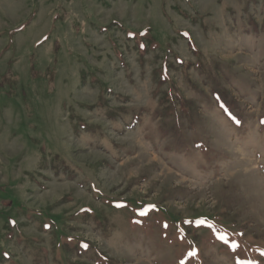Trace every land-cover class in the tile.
<instances>
[{
	"label": "rangeland",
	"instance_id": "1",
	"mask_svg": "<svg viewBox=\"0 0 264 264\" xmlns=\"http://www.w3.org/2000/svg\"><path fill=\"white\" fill-rule=\"evenodd\" d=\"M0 264H264V0H0Z\"/></svg>",
	"mask_w": 264,
	"mask_h": 264
},
{
	"label": "snow or ice",
	"instance_id": "2",
	"mask_svg": "<svg viewBox=\"0 0 264 264\" xmlns=\"http://www.w3.org/2000/svg\"><path fill=\"white\" fill-rule=\"evenodd\" d=\"M86 247V246H85Z\"/></svg>",
	"mask_w": 264,
	"mask_h": 264
}]
</instances>
